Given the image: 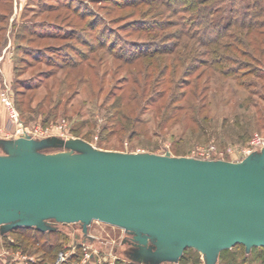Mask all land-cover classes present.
Returning a JSON list of instances; mask_svg holds the SVG:
<instances>
[{"label":"rangeland","instance_id":"obj_1","mask_svg":"<svg viewBox=\"0 0 264 264\" xmlns=\"http://www.w3.org/2000/svg\"><path fill=\"white\" fill-rule=\"evenodd\" d=\"M247 2L208 0L197 27L192 13L150 0H0V137L17 135L14 109L37 138L241 161L264 145V28L219 29L229 15L247 13ZM73 228L67 235L11 231L0 239V264H16L15 257L53 264L74 247V264L86 253V264H98L101 254L124 264L121 229L93 221L95 251L81 247L80 227ZM182 264L203 260L190 250ZM217 264H264V249L245 256L237 245Z\"/></svg>","mask_w":264,"mask_h":264},{"label":"water","instance_id":"obj_2","mask_svg":"<svg viewBox=\"0 0 264 264\" xmlns=\"http://www.w3.org/2000/svg\"><path fill=\"white\" fill-rule=\"evenodd\" d=\"M93 221L123 231L121 259L203 264L264 248V146L238 162L102 150L75 137H0V239L19 228L71 233L97 247Z\"/></svg>","mask_w":264,"mask_h":264},{"label":"trees","instance_id":"obj_3","mask_svg":"<svg viewBox=\"0 0 264 264\" xmlns=\"http://www.w3.org/2000/svg\"><path fill=\"white\" fill-rule=\"evenodd\" d=\"M150 1H151V3H149V4L156 5V6H159V7H163L167 11L176 10L177 12H184V13L185 12H189V14L192 13L194 15V16H192V17H194L193 18L194 21H197L196 22L197 27L201 25V24H199L198 18L201 19V16H203L201 14L204 13L205 10L206 11L208 10V7H206L207 9H203L202 7H200L204 2H206L208 0H150ZM244 1H248L247 3L242 5L247 10V13L243 12L240 15L239 19L234 18L231 15H229L228 17H226L227 19L224 22V24L222 26H220V29H219L220 31H225L224 29H227L229 27H235V28L247 29L249 31V33H251L253 31L255 32V31L259 30V29H263L264 28V21L260 20V18H264V14L262 15V13L264 11V0H244ZM185 27L186 28L189 27L188 30L189 31L191 30L190 29V25L189 26H185ZM222 36H224V34H221V37ZM212 41H213V43H216L218 41V38L217 39L215 38ZM167 110L168 109L166 108L165 112ZM174 110H177V109H174ZM15 230L34 231V232L39 233V234H49V235L50 234H66V235L68 234V233L61 232V231L43 233V232H39V231H37L36 229H33V228H31V229L30 228H19V229H15ZM12 231H14V230H12ZM235 246H237V245H235ZM243 248H244V246H243ZM255 248H261V247L252 248L249 254H246L245 248H244V255L245 256H249L252 253L253 249H255ZM190 250L194 251L198 255H200L196 250L186 249L184 251L182 257L179 259L178 264H182V261H183V258L185 257V254L187 253V251H190ZM224 251H227V250H224ZM224 251H222L220 253L218 262L220 260L221 254ZM124 264H133V263H129V262L125 261Z\"/></svg>","mask_w":264,"mask_h":264},{"label":"built area","instance_id":"obj_4","mask_svg":"<svg viewBox=\"0 0 264 264\" xmlns=\"http://www.w3.org/2000/svg\"><path fill=\"white\" fill-rule=\"evenodd\" d=\"M5 104L9 107H11V103L10 101H6ZM10 122L12 124L15 125V127L17 128L16 129V134L18 135L19 132H20V121H19V117H18V114L17 112L14 110V109H11V113H10ZM14 129V127H13ZM25 130V129H24ZM26 132V131H25ZM27 133V132H26ZM28 134V133H27ZM16 135V136H17ZM30 135V134H29ZM33 137H35V135H31ZM44 137V136H43ZM42 137V138H43ZM11 138V136H10ZM37 138V137H36ZM264 146V145H263ZM91 235V234H90ZM91 236H94V235H91ZM96 237V236H94ZM97 238V237H96ZM78 243L81 245V247H83L85 250L86 249H97V247H93V246H87V245H84L82 243H80L78 241ZM76 247L72 248L71 250H68V251H60L58 254H57V257L54 261L53 264H74L73 262H70L71 258L74 256V254L76 253L75 251ZM91 256L89 254H85V256L83 257L82 261H81V264H86L89 260H90ZM24 263L23 261L22 262H18L16 260V257L14 258V261H16V264H32L33 262V259L32 258H26L24 257ZM19 260V259H18ZM98 264H114V261L111 260V258L107 255V254H101L100 255V259H99V263Z\"/></svg>","mask_w":264,"mask_h":264}]
</instances>
